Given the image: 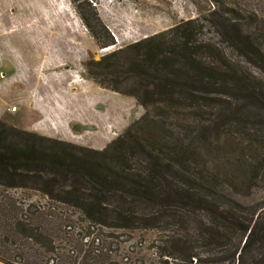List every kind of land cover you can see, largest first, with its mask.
<instances>
[{"label":"trees","instance_id":"trees-1","mask_svg":"<svg viewBox=\"0 0 264 264\" xmlns=\"http://www.w3.org/2000/svg\"><path fill=\"white\" fill-rule=\"evenodd\" d=\"M222 4V11L214 8L107 56L114 69L125 66L136 78L127 92L147 111L104 150L69 149L0 120L1 261L81 264L92 253L105 263L113 253L101 217L116 212L122 222L114 226L132 227L139 217L134 209L142 204L156 208L149 217L155 222L145 226L176 217L189 231L193 210L209 213L210 221L200 222L209 231L175 236L172 249L163 254L164 264H230L236 253L240 257L250 246L264 244V203L248 204L227 191L249 194L264 181V126L259 124V118L264 120V50L260 37L246 29L249 19L240 7ZM249 21L260 19L251 13ZM93 34L100 47L115 45L111 35L100 41ZM151 104L160 105L159 117L150 116ZM179 109L194 110L195 134H164L165 120ZM144 141L151 151L144 149ZM138 151L147 162L144 175L125 165L127 154ZM17 188L39 190L78 210L81 219L52 205L22 202L8 193ZM59 190L72 200L54 197ZM195 236L215 262L194 251ZM236 236L244 238L243 247L223 256L215 250H226Z\"/></svg>","mask_w":264,"mask_h":264},{"label":"rangeland","instance_id":"rangeland-1","mask_svg":"<svg viewBox=\"0 0 264 264\" xmlns=\"http://www.w3.org/2000/svg\"><path fill=\"white\" fill-rule=\"evenodd\" d=\"M222 2L226 7H240L241 14L249 20L251 13L258 15L260 22L247 20L246 29L260 37L264 50V0H0V120L61 141L69 149L104 150L147 111L127 92L136 78L127 73L125 66L114 69L107 56L183 21L202 17L214 8L222 11ZM93 31L100 41L111 35L115 45L100 47ZM159 106L150 105L151 117L163 112ZM190 111L172 110L165 120L164 134L182 136L191 130L195 134L199 124L194 110ZM260 120L264 126V120ZM239 137L241 132L238 141ZM143 143L146 151L153 149L146 141ZM127 155L126 167L146 174L144 155L140 151ZM213 159L210 157L209 164ZM227 191L248 204L264 203V181L254 184L249 194L234 188ZM56 192L54 197L72 200L64 198L61 190ZM8 193L22 202L47 208L52 205L77 221L81 219L78 210L39 190L17 188ZM134 210L139 217L132 227L114 226L122 222L116 212L109 211L101 217L108 225L103 232L113 253L102 264H164L167 258L163 254L172 249L175 236H186L188 230L183 229L178 218L160 217L154 227L149 226L155 222L149 217L155 207L142 204ZM190 215L188 232L192 236L201 229L209 231L200 224L210 221L209 213L193 210ZM198 239L194 251L204 260L215 262ZM243 244L244 238L236 236L227 251L215 250L223 256ZM239 253L230 264H264L263 243L250 246L240 257ZM93 256L86 254L81 264H100ZM0 264L6 263L0 260ZM221 264H229V260Z\"/></svg>","mask_w":264,"mask_h":264}]
</instances>
